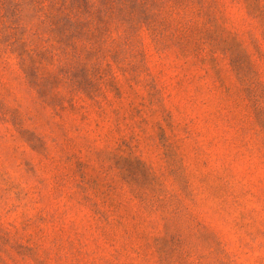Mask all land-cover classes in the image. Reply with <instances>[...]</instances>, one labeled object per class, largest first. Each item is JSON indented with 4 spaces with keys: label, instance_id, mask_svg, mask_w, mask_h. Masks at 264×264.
I'll use <instances>...</instances> for the list:
<instances>
[{
    "label": "rangeland",
    "instance_id": "rangeland-1",
    "mask_svg": "<svg viewBox=\"0 0 264 264\" xmlns=\"http://www.w3.org/2000/svg\"><path fill=\"white\" fill-rule=\"evenodd\" d=\"M0 264H264V0H0Z\"/></svg>",
    "mask_w": 264,
    "mask_h": 264
}]
</instances>
